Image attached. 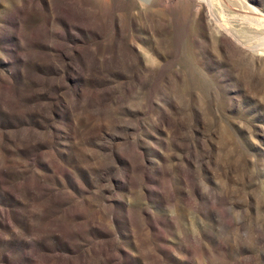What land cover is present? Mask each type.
Masks as SVG:
<instances>
[{
    "label": "rangeland",
    "instance_id": "1",
    "mask_svg": "<svg viewBox=\"0 0 264 264\" xmlns=\"http://www.w3.org/2000/svg\"><path fill=\"white\" fill-rule=\"evenodd\" d=\"M0 264H264V0H0Z\"/></svg>",
    "mask_w": 264,
    "mask_h": 264
},
{
    "label": "bare ground",
    "instance_id": "2",
    "mask_svg": "<svg viewBox=\"0 0 264 264\" xmlns=\"http://www.w3.org/2000/svg\"><path fill=\"white\" fill-rule=\"evenodd\" d=\"M207 10H208V12L214 17V15H213V13H212V8H211V6L209 5V3L207 2V8H206ZM207 12V13H208Z\"/></svg>",
    "mask_w": 264,
    "mask_h": 264
}]
</instances>
